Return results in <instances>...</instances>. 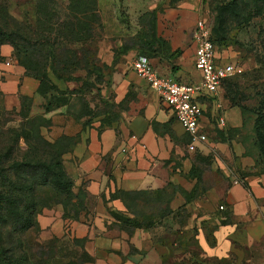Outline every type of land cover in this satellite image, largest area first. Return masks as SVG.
<instances>
[{
	"label": "crops",
	"instance_id": "1",
	"mask_svg": "<svg viewBox=\"0 0 264 264\" xmlns=\"http://www.w3.org/2000/svg\"><path fill=\"white\" fill-rule=\"evenodd\" d=\"M116 2L98 0L105 32L117 41L131 33H117L127 26L117 25ZM205 13L199 0H176L155 15L144 48L103 56L112 99L124 109L117 123L73 116L61 105L49 111L70 136L59 162L73 191L83 192L82 211L69 216L60 202L49 203L36 221L41 237L70 241L75 264H264V169L228 132L241 123L237 107L221 85L215 98H201L208 140L190 150L169 108L130 67L143 53L159 73L196 80L190 29ZM38 81L17 64L4 67V105L37 94Z\"/></svg>",
	"mask_w": 264,
	"mask_h": 264
},
{
	"label": "rangeland",
	"instance_id": "2",
	"mask_svg": "<svg viewBox=\"0 0 264 264\" xmlns=\"http://www.w3.org/2000/svg\"><path fill=\"white\" fill-rule=\"evenodd\" d=\"M174 1L118 0L111 10L127 28L117 33L131 35L117 44L105 32L98 0H0V67L9 59L39 80L38 93L12 107L0 94V264H75L70 241L41 237L36 221L49 203L60 202L69 216L82 211L81 189L74 193L59 162L70 138L49 111L61 105L73 116L117 123L124 109L112 99L103 56L144 48L155 15ZM199 1L217 50L238 68L221 82L241 117L228 132L264 169L256 134L264 127V0Z\"/></svg>",
	"mask_w": 264,
	"mask_h": 264
},
{
	"label": "built area",
	"instance_id": "3",
	"mask_svg": "<svg viewBox=\"0 0 264 264\" xmlns=\"http://www.w3.org/2000/svg\"><path fill=\"white\" fill-rule=\"evenodd\" d=\"M190 41L192 65L198 72L196 80L181 81L173 75L159 73L144 54H136L130 67L156 94L159 102L169 108L188 136L187 148L193 150L197 143L208 140L207 131L200 124L201 98H215L221 82L234 74L238 68L217 50L211 36V26L205 15L197 17L194 21L190 29ZM2 64L0 71L11 65L9 59H5ZM215 118L219 125H223L222 114H215ZM218 208H222V205H218Z\"/></svg>",
	"mask_w": 264,
	"mask_h": 264
},
{
	"label": "trees",
	"instance_id": "4",
	"mask_svg": "<svg viewBox=\"0 0 264 264\" xmlns=\"http://www.w3.org/2000/svg\"><path fill=\"white\" fill-rule=\"evenodd\" d=\"M212 36V35H211ZM212 39H213V37H212ZM214 42V41H213ZM177 53V49H175V50H173V51H171L170 52V56H174L175 54ZM139 54H143V53H139ZM171 68H173V65H171ZM26 71V70H25ZM26 72H28V71H26ZM28 73H31V74H34L35 75V73H33V72H28ZM36 76V75H35ZM37 77V76H36ZM63 94V93H62ZM81 115V114H80ZM105 125H109V124H105ZM259 129H260V131H259ZM256 134L258 135V145H259V148L260 149H262V150H264V127H263V125H260V127H258V131L256 132ZM69 138H70V136H69ZM68 178V177H67ZM68 180H69V178H68ZM70 181V180H69ZM71 182V181H70ZM81 194H82V196H83V192H82V190H81ZM81 207H82V205H81Z\"/></svg>",
	"mask_w": 264,
	"mask_h": 264
}]
</instances>
